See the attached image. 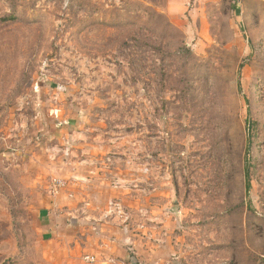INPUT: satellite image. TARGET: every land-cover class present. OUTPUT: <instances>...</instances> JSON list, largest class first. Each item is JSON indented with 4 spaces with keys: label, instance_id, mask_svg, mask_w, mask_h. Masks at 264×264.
<instances>
[{
    "label": "rangeland",
    "instance_id": "obj_1",
    "mask_svg": "<svg viewBox=\"0 0 264 264\" xmlns=\"http://www.w3.org/2000/svg\"><path fill=\"white\" fill-rule=\"evenodd\" d=\"M174 8L0 0V264L94 263L95 229L42 234L47 192L67 222L95 221L85 192L126 205L135 264H264V0ZM64 102L92 112L96 162L53 131Z\"/></svg>",
    "mask_w": 264,
    "mask_h": 264
},
{
    "label": "crops",
    "instance_id": "obj_2",
    "mask_svg": "<svg viewBox=\"0 0 264 264\" xmlns=\"http://www.w3.org/2000/svg\"><path fill=\"white\" fill-rule=\"evenodd\" d=\"M182 1L189 3L191 0H169L170 8H172V6H175L174 9L180 8ZM68 88H70L71 91L69 90L68 95L66 93L68 97H65V99L75 96V92H73V86H69ZM72 101H74V99ZM72 108H76L74 102H64L60 108L55 109V115L59 120L53 131L56 132V136H58L59 141L63 139L65 144H71L73 147H76L73 148L72 151L77 149L81 155L87 154L86 156L80 158V161L81 159L85 158L80 162L81 164L91 161L96 162L97 157L93 156L94 154H92L93 141L97 139L96 133L93 131L92 127V112L87 106L83 105H81L80 108L75 112H72ZM73 154L76 153L73 152ZM87 172H89V170L86 168L84 174H87ZM116 172L117 171H115V173ZM84 174H82V178L84 176L85 179H88V176ZM103 176L111 177L108 174L103 173L99 175L96 173V180L94 181L95 186L97 188H101V194H103L104 191H107L117 194L115 198H126L125 196L119 195L125 194L123 191L118 189L119 187L115 188L110 186L107 180L101 181V178L104 179ZM98 178L100 180H98ZM84 194L85 197L83 198V201L88 202L87 200H90V203L88 204H92V207H90V213L93 216L95 215V221L90 220L83 222V220L80 221L74 219L70 222H67L68 218L66 217V213L67 211L76 209L78 207L77 201H75V199H69L68 197H65L62 193H60V195H52L48 192L44 193L43 196H41L39 208V217H41V222L43 223L41 226V230H43L42 234L47 236L48 240H51L56 238V235H60V227L74 228L73 232L64 234L62 238L63 241H70L71 237H74L75 235V229L78 228L80 230V236L82 237V235L86 234L85 227H90V229H95L96 231H90L89 234H86V239L88 241L86 250L87 252H90V254L95 253L97 258L95 259L97 261L94 259V263L89 262L88 264H113L110 259L116 261L114 264H121L118 263V261L121 262V258L124 259L122 263L128 264L129 262L131 264H135V262L131 261L134 258V255H131V253L123 247V242L132 239L129 230L128 234H126L129 225H123L122 222H118L120 221L119 217H122L120 214H118V212L114 214H107L106 209L108 206L105 210H103L102 207L97 205L99 199L96 201L95 197L91 199L86 192ZM113 197L114 196L107 199L112 201L114 200ZM122 207L125 213L129 212V209L126 205L123 204ZM97 210H103L104 212L101 211V214H98ZM111 217H114V219H111ZM82 222L83 224H81ZM115 222H118V224ZM68 231L71 230L68 229ZM69 235H71V237ZM90 241H93V243H90Z\"/></svg>",
    "mask_w": 264,
    "mask_h": 264
},
{
    "label": "built area",
    "instance_id": "obj_3",
    "mask_svg": "<svg viewBox=\"0 0 264 264\" xmlns=\"http://www.w3.org/2000/svg\"><path fill=\"white\" fill-rule=\"evenodd\" d=\"M107 214H114L116 212L124 215L123 207L120 202L118 201H110L108 204V210L106 211Z\"/></svg>",
    "mask_w": 264,
    "mask_h": 264
}]
</instances>
